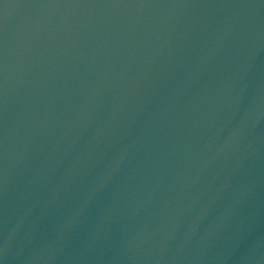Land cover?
<instances>
[{
	"label": "water",
	"instance_id": "1",
	"mask_svg": "<svg viewBox=\"0 0 264 264\" xmlns=\"http://www.w3.org/2000/svg\"><path fill=\"white\" fill-rule=\"evenodd\" d=\"M264 133V0H0V264H196Z\"/></svg>",
	"mask_w": 264,
	"mask_h": 264
}]
</instances>
